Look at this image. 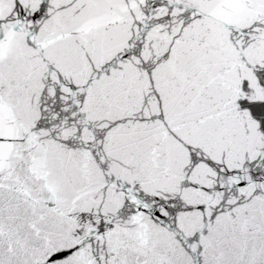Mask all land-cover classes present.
<instances>
[{
    "label": "snow or ice",
    "instance_id": "snow-or-ice-1",
    "mask_svg": "<svg viewBox=\"0 0 264 264\" xmlns=\"http://www.w3.org/2000/svg\"><path fill=\"white\" fill-rule=\"evenodd\" d=\"M0 264H264V0H0Z\"/></svg>",
    "mask_w": 264,
    "mask_h": 264
}]
</instances>
